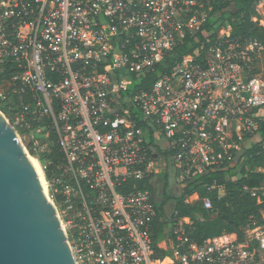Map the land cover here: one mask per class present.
Wrapping results in <instances>:
<instances>
[{
  "label": "built area",
  "instance_id": "1",
  "mask_svg": "<svg viewBox=\"0 0 264 264\" xmlns=\"http://www.w3.org/2000/svg\"><path fill=\"white\" fill-rule=\"evenodd\" d=\"M212 3L0 0L3 112L47 159L40 177L77 264H264V224L198 243L191 218L175 212L166 238L153 240L159 199L147 181L168 156L181 187L233 163L264 119L263 42L222 27L217 44L208 36L175 60Z\"/></svg>",
  "mask_w": 264,
  "mask_h": 264
},
{
  "label": "trees",
  "instance_id": "2",
  "mask_svg": "<svg viewBox=\"0 0 264 264\" xmlns=\"http://www.w3.org/2000/svg\"><path fill=\"white\" fill-rule=\"evenodd\" d=\"M260 1L213 0L211 19L196 37H188L176 48L175 60L197 49L208 36L214 38V44H217L222 27L230 28L231 36L241 43L254 40L264 43V29L259 25L262 15L257 9ZM171 61L168 59L167 62ZM139 85L142 86V81ZM9 88L8 77L0 76L1 103L2 92L9 93ZM14 97L20 101L19 95ZM256 134L259 140L244 147L233 163L197 174L178 188L175 186L174 166L168 156L166 173L154 175L152 183L147 181L148 187L159 199L156 204L158 216L153 222L156 247L166 238L175 212L191 218L186 230L198 243L225 231L242 235L246 226L264 224V119ZM206 196L212 202L210 209L205 208L202 202ZM187 198L196 201L186 203Z\"/></svg>",
  "mask_w": 264,
  "mask_h": 264
},
{
  "label": "water",
  "instance_id": "3",
  "mask_svg": "<svg viewBox=\"0 0 264 264\" xmlns=\"http://www.w3.org/2000/svg\"><path fill=\"white\" fill-rule=\"evenodd\" d=\"M0 264H77L40 172L1 110Z\"/></svg>",
  "mask_w": 264,
  "mask_h": 264
},
{
  "label": "rangeland",
  "instance_id": "4",
  "mask_svg": "<svg viewBox=\"0 0 264 264\" xmlns=\"http://www.w3.org/2000/svg\"><path fill=\"white\" fill-rule=\"evenodd\" d=\"M262 6H264V4H262ZM262 6H259V8H260L261 15L264 16V9H263ZM260 65H261L260 68H261V70L263 72L262 74H263V77H264V56H263V59H262ZM4 105H6V103H1L0 102V110L1 111H3L5 109ZM31 140H32L31 137H27V138L26 137H22V141H23L24 145L27 147L30 155L34 158L36 164H38V167L41 166V168H43V170L45 171L46 175L49 176L50 175V169H49V165H48L47 159H46V157L43 156V153H42L40 159L39 160L37 159V156L38 155L40 156V153H39L40 149L39 148H35L32 145ZM257 140H259V135H257L256 133L243 136V139L240 141V150L238 152L242 153L244 147L250 146L252 141H257ZM37 160H38L39 163L37 162ZM165 173H166V171L162 172L161 174H165Z\"/></svg>",
  "mask_w": 264,
  "mask_h": 264
},
{
  "label": "bare ground",
  "instance_id": "5",
  "mask_svg": "<svg viewBox=\"0 0 264 264\" xmlns=\"http://www.w3.org/2000/svg\"><path fill=\"white\" fill-rule=\"evenodd\" d=\"M33 161H34V163H35L36 167L38 168V170L40 171V169H39V167H38V164H36V162H35L34 158H33Z\"/></svg>",
  "mask_w": 264,
  "mask_h": 264
}]
</instances>
